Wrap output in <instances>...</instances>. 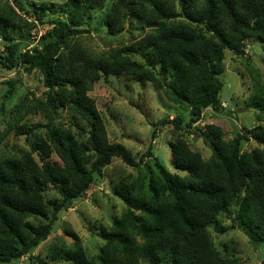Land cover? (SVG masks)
<instances>
[{
	"label": "trees",
	"instance_id": "16d2710c",
	"mask_svg": "<svg viewBox=\"0 0 264 264\" xmlns=\"http://www.w3.org/2000/svg\"><path fill=\"white\" fill-rule=\"evenodd\" d=\"M5 1L0 0V66L39 71L47 91L45 99L35 97L32 105L28 98L17 104L14 121L0 132V263L31 255L52 234L62 212L94 189L114 159L142 173L114 183L113 192L126 210L112 227L101 228L99 236L106 241L102 252L90 257L75 238L74 247L52 249V259L69 264H241L238 256L216 246L210 227L220 234L238 229L252 244L264 243V123L232 138L225 137L221 126L207 124L211 159L184 139L171 141L180 171L172 172L153 157L156 124L147 151L136 158L122 143L109 141L90 95L102 78L153 83L167 100L188 111V121L181 115L160 121L180 130L192 128L206 108L224 111L220 92L226 50L243 55L248 39L264 42V0H110L101 29L120 32L128 17L150 31L137 45L101 55L71 39L86 31L80 26L87 12L103 10L108 0H66L63 15L56 18L46 3L26 6L23 0H11L12 6L1 7ZM16 10L53 24L26 50L9 36L21 18ZM5 83L10 96L15 83ZM255 88L262 96L256 102L257 118L264 121V84L255 83ZM62 109L86 122L85 127L77 124L78 135L55 123ZM39 111L47 122H23L26 114ZM11 132L24 135L28 147L16 145L14 154L3 151L2 140ZM251 139L259 146L245 150ZM48 186L58 199L46 197ZM223 217L231 223L224 225Z\"/></svg>",
	"mask_w": 264,
	"mask_h": 264
},
{
	"label": "rangeland",
	"instance_id": "374dc122",
	"mask_svg": "<svg viewBox=\"0 0 264 264\" xmlns=\"http://www.w3.org/2000/svg\"><path fill=\"white\" fill-rule=\"evenodd\" d=\"M23 1L26 6L31 3L37 5L46 3L52 9L51 18H56L63 15L61 9L66 0ZM109 1L103 10L87 12L80 26L86 31L74 36L71 39L72 43L81 46L89 53L101 55L113 49L137 45L139 40L150 31V28L128 17L120 32L108 34L106 30L101 29L100 18L109 9ZM7 4L12 6L11 0L3 2L1 7ZM17 12L21 18L16 23L15 31L10 32L9 36L12 42L21 44L22 50H26L37 45L41 35L53 24L34 21L31 13H26L24 10ZM0 47L4 48L3 45ZM7 80L15 83V91L10 96L6 93L10 87L5 83ZM221 80L223 87L220 97L225 110L216 112L211 107L206 108L202 118L193 123L192 128L184 130L178 129L173 123L166 125L160 123L165 118L172 120L177 115L185 117L188 121L189 113L167 100L153 83L145 82L142 85L126 77L102 78L95 84L90 95L103 116L109 141L122 143L132 155L139 158L147 151L156 124L157 134L152 142L153 157L157 156L172 172H180L173 163L171 141L184 139L194 151L200 152L204 159H211L214 150L206 139L207 124L214 123L221 126L225 137L232 138L240 131H248L257 123H264L257 118L260 112L256 102L261 100L262 96L255 88V83L264 84V42L259 38L248 39L243 55H236L226 50L225 72ZM46 91L47 88L39 71L26 73L22 69L8 70L0 66V107L4 106V111L0 112V132H4L9 123L14 121L12 112L17 104L22 103L25 98H28V105L33 103L35 97L45 99ZM23 122L45 123L47 119L39 111L37 114H26ZM55 123L71 129L76 135L79 132L77 124L86 126V122L80 116L67 109L61 110V115ZM16 145L28 147L24 135L11 132L2 140L1 149L14 154ZM258 146L259 143L251 139L245 144L244 149L252 150ZM153 157L147 158V162L152 163ZM54 159L61 163L57 157ZM140 173H142L141 168L129 166L121 159H114L105 168L103 175L98 177L94 189L76 200L67 211L62 212L52 234L31 255L0 264H69L62 259H52L51 251L64 246L74 247L76 239L90 257L99 255L106 244V241L99 236L101 228L112 227L115 217H122L126 210L125 203L114 194L113 185L121 178L137 177ZM59 196L56 190L48 186L46 190L48 199H58ZM221 222L229 225L231 218L223 217ZM210 229L216 246L222 249V252L238 256L241 264H262L264 261V243L259 246L252 244L248 236L238 229L230 230L225 234L215 232L213 227Z\"/></svg>",
	"mask_w": 264,
	"mask_h": 264
}]
</instances>
